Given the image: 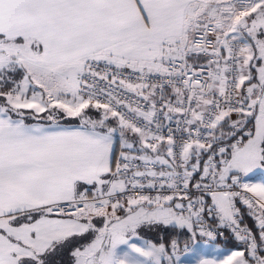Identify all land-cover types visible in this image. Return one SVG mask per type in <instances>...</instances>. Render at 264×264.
<instances>
[{
    "label": "snow or ice",
    "instance_id": "obj_1",
    "mask_svg": "<svg viewBox=\"0 0 264 264\" xmlns=\"http://www.w3.org/2000/svg\"><path fill=\"white\" fill-rule=\"evenodd\" d=\"M257 172L264 0H0V264H264Z\"/></svg>",
    "mask_w": 264,
    "mask_h": 264
},
{
    "label": "rangeland",
    "instance_id": "obj_2",
    "mask_svg": "<svg viewBox=\"0 0 264 264\" xmlns=\"http://www.w3.org/2000/svg\"><path fill=\"white\" fill-rule=\"evenodd\" d=\"M254 182H261L264 181V173L257 172L253 175ZM205 252H209L211 254H214V252L210 248H206Z\"/></svg>",
    "mask_w": 264,
    "mask_h": 264
},
{
    "label": "trees",
    "instance_id": "obj_3",
    "mask_svg": "<svg viewBox=\"0 0 264 264\" xmlns=\"http://www.w3.org/2000/svg\"><path fill=\"white\" fill-rule=\"evenodd\" d=\"M242 210H243V209H242ZM245 223H247V224H249V225H252L253 221H252V219H251L250 217L245 216ZM229 245H231V244H229Z\"/></svg>",
    "mask_w": 264,
    "mask_h": 264
},
{
    "label": "crops",
    "instance_id": "obj_4",
    "mask_svg": "<svg viewBox=\"0 0 264 264\" xmlns=\"http://www.w3.org/2000/svg\"><path fill=\"white\" fill-rule=\"evenodd\" d=\"M232 245H228V247H231Z\"/></svg>",
    "mask_w": 264,
    "mask_h": 264
},
{
    "label": "built area",
    "instance_id": "obj_5",
    "mask_svg": "<svg viewBox=\"0 0 264 264\" xmlns=\"http://www.w3.org/2000/svg\"><path fill=\"white\" fill-rule=\"evenodd\" d=\"M249 225V224H248ZM249 226H251V225H249Z\"/></svg>",
    "mask_w": 264,
    "mask_h": 264
}]
</instances>
